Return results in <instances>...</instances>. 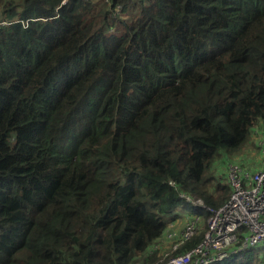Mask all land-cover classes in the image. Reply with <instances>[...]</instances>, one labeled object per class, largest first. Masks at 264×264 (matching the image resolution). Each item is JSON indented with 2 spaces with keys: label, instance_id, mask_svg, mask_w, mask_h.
<instances>
[{
  "label": "trees",
  "instance_id": "16d2710c",
  "mask_svg": "<svg viewBox=\"0 0 264 264\" xmlns=\"http://www.w3.org/2000/svg\"><path fill=\"white\" fill-rule=\"evenodd\" d=\"M110 1L0 0V264H157L180 194L221 206L205 171L264 133V0Z\"/></svg>",
  "mask_w": 264,
  "mask_h": 264
},
{
  "label": "built area",
  "instance_id": "2783aa9c",
  "mask_svg": "<svg viewBox=\"0 0 264 264\" xmlns=\"http://www.w3.org/2000/svg\"><path fill=\"white\" fill-rule=\"evenodd\" d=\"M103 1L111 8L113 16L120 14V3L111 5L110 0ZM6 23L0 19V27ZM255 134L264 157V133L256 128ZM224 170L230 193L221 206H208L200 198L180 194L192 205L206 210L203 236L194 246L179 250L200 231L199 214H193L179 231L166 230L162 240L173 242L171 252L165 253L157 264H209L248 248L264 246V161L251 173L244 172L243 166L234 160L225 163Z\"/></svg>",
  "mask_w": 264,
  "mask_h": 264
},
{
  "label": "rangeland",
  "instance_id": "374dc122",
  "mask_svg": "<svg viewBox=\"0 0 264 264\" xmlns=\"http://www.w3.org/2000/svg\"><path fill=\"white\" fill-rule=\"evenodd\" d=\"M234 160V163L241 164L243 166V171L246 173H251L253 170L259 168L264 161V157L261 153L260 147L256 144V134L254 127L248 131L243 145L237 150L233 152H223L221 155L217 157V159L213 162L212 166L207 169L204 173V179L210 178L213 183L219 182L220 184L226 185L229 187L227 178L225 176L224 166L228 161ZM209 194L211 190V186L208 187ZM229 192V190H228ZM218 199H216V203H220ZM192 209H195L201 217L207 216L206 210L202 207H193L190 205L186 208V212L189 213ZM182 221L177 220V223ZM200 225V220L199 223ZM199 232H203L201 228ZM198 232V233H199ZM161 242V257L164 258L165 253L171 252V246L173 242H165L163 240ZM258 254V264H264V246L257 248Z\"/></svg>",
  "mask_w": 264,
  "mask_h": 264
},
{
  "label": "crops",
  "instance_id": "0c3cea01",
  "mask_svg": "<svg viewBox=\"0 0 264 264\" xmlns=\"http://www.w3.org/2000/svg\"><path fill=\"white\" fill-rule=\"evenodd\" d=\"M254 130H255V128H254ZM192 215H193V214H189L188 216L182 215V216H180L178 219H176L175 221H171V222H169L168 225H167V227L165 228L163 234L165 233L166 230L179 231V230L182 228V226L184 225V223H185L189 218L192 217ZM199 217H200V219H199V220H200V227L203 228V227H204V226H203V224H204V219H203V218H204V217H201L200 215H199ZM206 219H207V217H206ZM206 219H205V222H206ZM177 220L182 221V222H180V223L178 222V223H177ZM163 241H164V240H163ZM165 242H167V241H165ZM156 248H161V242H157V243L154 245V249H156ZM160 252H162L161 249L159 250L158 254H159Z\"/></svg>",
  "mask_w": 264,
  "mask_h": 264
}]
</instances>
